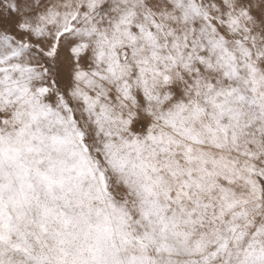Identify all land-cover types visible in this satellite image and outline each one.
Segmentation results:
<instances>
[{
	"label": "snow or ice",
	"instance_id": "obj_1",
	"mask_svg": "<svg viewBox=\"0 0 264 264\" xmlns=\"http://www.w3.org/2000/svg\"><path fill=\"white\" fill-rule=\"evenodd\" d=\"M0 264H264V0H0Z\"/></svg>",
	"mask_w": 264,
	"mask_h": 264
}]
</instances>
